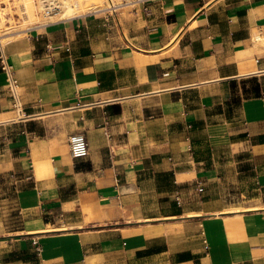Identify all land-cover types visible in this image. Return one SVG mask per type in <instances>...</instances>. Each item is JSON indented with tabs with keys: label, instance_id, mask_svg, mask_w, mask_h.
I'll list each match as a JSON object with an SVG mask.
<instances>
[{
	"label": "crops",
	"instance_id": "1",
	"mask_svg": "<svg viewBox=\"0 0 264 264\" xmlns=\"http://www.w3.org/2000/svg\"><path fill=\"white\" fill-rule=\"evenodd\" d=\"M109 7L5 45L0 264H264V0Z\"/></svg>",
	"mask_w": 264,
	"mask_h": 264
},
{
	"label": "rangeland",
	"instance_id": "2",
	"mask_svg": "<svg viewBox=\"0 0 264 264\" xmlns=\"http://www.w3.org/2000/svg\"><path fill=\"white\" fill-rule=\"evenodd\" d=\"M60 1L63 3V6L65 3H69V0ZM72 1H76L78 4L75 13L81 12L84 14L101 12L95 10L124 3V0H71V2ZM0 8H3V15L0 17V36L5 45L13 39L24 36L22 33L26 31V28L30 24L38 22L45 23L63 17V13L45 17L42 11L41 0H0ZM83 209L90 213L91 216L89 218L94 217L90 209ZM61 218L62 217H57L52 219V223H54V225L51 224L48 227L53 228L70 226L69 224H65V222L61 221Z\"/></svg>",
	"mask_w": 264,
	"mask_h": 264
},
{
	"label": "built area",
	"instance_id": "3",
	"mask_svg": "<svg viewBox=\"0 0 264 264\" xmlns=\"http://www.w3.org/2000/svg\"><path fill=\"white\" fill-rule=\"evenodd\" d=\"M123 4L124 3H121L119 5H113L109 7V9L121 7ZM41 5H42L43 15L45 17L56 15L59 12H61L63 9V3L60 0H41ZM2 9L3 8H0V17L3 15ZM99 11H102V10H99ZM83 14L84 13L80 15H83ZM80 15H75L70 18H75ZM43 24H46V23L38 22V23L30 24L26 28V30L29 29L30 31L34 27H37ZM0 68L6 78V87L9 93V97L12 102V106L18 113H20L22 112V109H23L22 96H21V90H20L21 82L19 80V77L17 76V73L13 65L8 60V56L5 52V44L2 42L1 36H0ZM68 144H69L70 155L74 159L82 158L89 154L88 141L83 132L71 133L68 137ZM178 202L180 203L179 199H178Z\"/></svg>",
	"mask_w": 264,
	"mask_h": 264
},
{
	"label": "bare ground",
	"instance_id": "4",
	"mask_svg": "<svg viewBox=\"0 0 264 264\" xmlns=\"http://www.w3.org/2000/svg\"><path fill=\"white\" fill-rule=\"evenodd\" d=\"M26 6V5H25ZM77 6H78V4H77V2L76 1H72L71 2V0H69V3H65L64 4V6H63V10L61 11V12H59L58 14H60V13H63L62 14V16L63 17H60L59 19H62V18H69V17H73V16H75V15H80V14H82L81 12L80 13H75L76 12V10H77ZM69 8V9H68ZM69 10V11H68ZM58 14H56V15H58ZM50 18H52V17H50ZM256 38H259L258 36L256 37ZM49 161V160H48ZM39 162V161H38ZM50 162V161H49ZM37 163V162H36ZM47 163V162H46ZM38 164V163H37ZM44 169L46 170V171H50L51 170V166H50V164H46L45 166H44ZM38 170H39V168H38ZM48 173V172H47ZM46 173V174H47ZM52 173V172H51ZM45 174V175H46ZM48 175V174H47ZM47 229H51V228H49V227H47Z\"/></svg>",
	"mask_w": 264,
	"mask_h": 264
}]
</instances>
